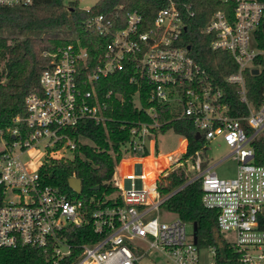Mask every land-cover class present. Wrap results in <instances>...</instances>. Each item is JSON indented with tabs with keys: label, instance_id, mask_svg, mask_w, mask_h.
<instances>
[{
	"label": "built area",
	"instance_id": "obj_1",
	"mask_svg": "<svg viewBox=\"0 0 264 264\" xmlns=\"http://www.w3.org/2000/svg\"><path fill=\"white\" fill-rule=\"evenodd\" d=\"M222 1L233 3L231 13L213 12L202 31L211 37V50L229 52L237 65L223 81L239 86L247 114L229 113L222 87L181 42L185 18L194 15L191 4L182 0H165L151 23L137 9L122 14L123 6L110 15L88 17L83 28L106 40L95 62L89 61L75 32L70 43L43 52L50 65L40 75L39 89L25 95L26 115L16 114L0 127V248L36 249L49 264H139L140 259L151 264H215L214 259L201 261L193 229L187 231L191 223L176 214L165 218L170 211L164 203L180 188L164 191L163 180L176 172L186 183L200 178L202 204L217 211V227L229 236L240 261L264 264V163L255 161V144H264V86L262 101L254 106L246 97L244 79L246 70L260 71L257 59L264 60V48L257 45L258 31H264V0ZM31 2L0 0V6ZM3 66L1 62L0 71ZM123 73H129L127 81L135 86L129 101L148 119L126 121L121 127L128 128L129 137L121 143L122 157L106 181L113 191L72 200L44 183L41 170L75 158L82 139L71 132L79 122L104 126L112 121L114 98L124 102V96L104 91L101 80ZM163 112L171 118L162 120ZM172 120L189 121L194 138L199 135L195 139L201 145L191 154H186L188 139L182 133H176L182 139L172 154L153 150L158 134L171 129L163 130ZM217 137L236 161L233 177L218 176L212 166L200 168L207 142ZM31 150L43 152L37 171H30L24 161ZM152 151L162 164L150 158ZM87 226L89 241H71ZM208 249L214 258L213 248Z\"/></svg>",
	"mask_w": 264,
	"mask_h": 264
},
{
	"label": "trees",
	"instance_id": "obj_2",
	"mask_svg": "<svg viewBox=\"0 0 264 264\" xmlns=\"http://www.w3.org/2000/svg\"><path fill=\"white\" fill-rule=\"evenodd\" d=\"M191 4L193 16L185 18V27L181 42L189 46V53L199 62L224 91L225 102L229 106L231 115L247 114L244 103L239 100V86L223 81L224 76L235 72L237 65L227 51L211 50V37L203 33V27L213 12L222 10L231 13L232 2L222 0H182ZM165 0H98L89 10L78 7L77 0L70 1L67 6L63 0H32L28 5L4 7L0 6V32L8 31L25 36H4L0 34V63L4 66L0 71V127L10 124L16 114L26 115L24 98L27 92L38 90L39 78L50 63L44 51L53 52L57 47L70 43L68 37H59V33L75 32L81 44L89 53V61L95 62L103 52L106 40L94 32L83 28L84 21L95 14L110 15L119 6H123L122 14L137 9L145 21L151 23L155 12L164 6ZM33 32L34 35H29ZM28 33V34H27ZM42 33H52L54 36H42ZM258 47L264 48V31H258ZM260 71L252 74L244 72L246 97L254 106L262 101L261 91L264 86V60L257 59ZM129 73L117 74L101 80L103 90L112 89L124 96V102L114 98L113 107L109 110L112 121L96 124L92 120L79 122L71 135L80 137L90 143H78L75 158L68 161H56L47 164L41 170L43 181L57 187L72 200H87L93 195L100 196L103 192L113 191V187L106 184L112 176L116 163L122 157L121 143L129 137L127 127L121 128L126 121L147 120L144 111L138 110L129 101L135 90L133 84L128 83ZM3 79V81H1ZM143 97L147 96L145 89ZM143 104H148L143 101ZM171 118L170 113H162V120ZM171 128L175 133H182L188 139L186 154H191L201 145L193 135V126L186 120H172L163 130ZM257 163H264V144H255ZM81 180V194L74 193L68 186L69 177ZM100 185L98 190L91 188ZM164 203L166 209L176 214L181 220L196 224L198 248H213L215 264H243L240 253L223 237L217 227V211L202 204V187L200 178L186 183L183 174L173 172L163 180L164 191L178 189ZM89 227L78 230L73 242H87L89 239L84 232ZM81 233V234H80ZM93 240L97 237L92 238ZM0 264H49L44 255L36 249L0 248ZM165 264V263H162Z\"/></svg>",
	"mask_w": 264,
	"mask_h": 264
},
{
	"label": "rangeland",
	"instance_id": "obj_3",
	"mask_svg": "<svg viewBox=\"0 0 264 264\" xmlns=\"http://www.w3.org/2000/svg\"><path fill=\"white\" fill-rule=\"evenodd\" d=\"M70 1L73 0H63L65 6L69 4ZM98 0H77L78 7L81 9H88L90 8L95 2ZM1 35L4 36H25L26 33L21 35H16L15 33H9L8 31L0 32ZM28 34V33H27ZM29 35H34L33 32L29 33ZM42 36L52 37L54 34L52 33H42ZM59 37H68L70 38L73 36V33L70 34H63L59 33ZM181 136L176 135V133L168 129L164 133H159L157 137V143L153 144V150L156 151L158 147V152L165 153L170 155L173 153V149H176L180 146L181 143ZM81 142L90 143L87 140L82 139ZM230 153V148L224 143L221 137H217L206 144V149L204 150L203 163L201 164L200 168H204L205 166H212V170L216 172V174L223 178H230L235 175L236 172V161L231 157L228 156ZM24 161L26 163V167L30 171H37L41 163L44 161L43 152H35L31 150L28 154L24 156ZM206 163V164H205ZM196 174V172L194 173ZM162 214V213H161ZM164 216V215H162ZM174 217V213L170 212L169 214H165V218H172ZM187 231L191 232L192 227L191 225L187 226ZM223 237L228 240L229 236L224 235ZM200 258L201 261L205 263H211L213 260L212 254L210 253L208 248H201L200 249ZM139 264H151L149 261L145 259H140ZM152 264H155L152 262Z\"/></svg>",
	"mask_w": 264,
	"mask_h": 264
},
{
	"label": "water",
	"instance_id": "obj_4",
	"mask_svg": "<svg viewBox=\"0 0 264 264\" xmlns=\"http://www.w3.org/2000/svg\"><path fill=\"white\" fill-rule=\"evenodd\" d=\"M188 48H190L188 46ZM252 74H257L258 73V69L254 68L252 69ZM199 135L196 134L195 135V138L198 139ZM67 184L69 186V188L76 194H81L82 192V184H81V180L77 177H69L68 180H67ZM100 188V185H96L94 187H92L91 189L92 190H98ZM192 229H193V239H194V242L196 243L197 241V235H196V232H197V227H196V224H192Z\"/></svg>",
	"mask_w": 264,
	"mask_h": 264
},
{
	"label": "crops",
	"instance_id": "obj_5",
	"mask_svg": "<svg viewBox=\"0 0 264 264\" xmlns=\"http://www.w3.org/2000/svg\"><path fill=\"white\" fill-rule=\"evenodd\" d=\"M152 155H150V158L153 160H156V162L158 163V164H162L163 163V161L161 160V158H157V156L155 155V153H154V151H152V153H151Z\"/></svg>",
	"mask_w": 264,
	"mask_h": 264
}]
</instances>
